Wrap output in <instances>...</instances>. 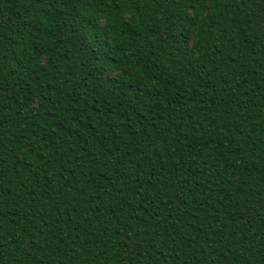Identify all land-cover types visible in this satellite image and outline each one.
I'll use <instances>...</instances> for the list:
<instances>
[{
    "label": "trees",
    "instance_id": "16d2710c",
    "mask_svg": "<svg viewBox=\"0 0 264 264\" xmlns=\"http://www.w3.org/2000/svg\"><path fill=\"white\" fill-rule=\"evenodd\" d=\"M0 264H264V0H0Z\"/></svg>",
    "mask_w": 264,
    "mask_h": 264
}]
</instances>
